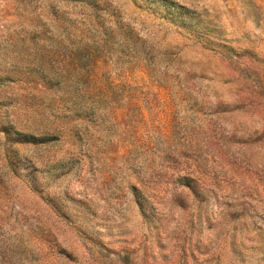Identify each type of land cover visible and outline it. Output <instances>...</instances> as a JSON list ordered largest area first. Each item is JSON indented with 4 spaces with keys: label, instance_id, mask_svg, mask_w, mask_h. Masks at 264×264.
Segmentation results:
<instances>
[{
    "label": "rangeland",
    "instance_id": "374dc122",
    "mask_svg": "<svg viewBox=\"0 0 264 264\" xmlns=\"http://www.w3.org/2000/svg\"><path fill=\"white\" fill-rule=\"evenodd\" d=\"M0 264H264V0H0Z\"/></svg>",
    "mask_w": 264,
    "mask_h": 264
}]
</instances>
